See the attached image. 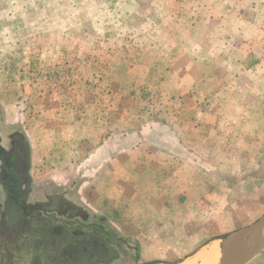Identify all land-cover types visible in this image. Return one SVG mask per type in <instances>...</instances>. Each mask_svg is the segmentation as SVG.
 Listing matches in <instances>:
<instances>
[{
    "label": "rangeland",
    "instance_id": "1",
    "mask_svg": "<svg viewBox=\"0 0 264 264\" xmlns=\"http://www.w3.org/2000/svg\"><path fill=\"white\" fill-rule=\"evenodd\" d=\"M211 5L212 0H0V139L5 146L19 134L27 148L30 204L53 198L64 218L79 214L75 228L92 224L106 231L116 253L106 264L175 263L264 214V140L234 139L257 126L223 124L225 130L210 133V123L202 139L196 132L202 112L197 99H204L207 117L213 112L203 97L210 98L211 79L205 82L210 91L201 97L191 64L202 48L201 62L212 78L211 29L201 23ZM137 130L145 135L136 136ZM169 131L186 135L182 141L149 135ZM128 136L134 137L123 140L125 148L146 138L143 143H167L177 153L121 154L120 164L140 158L149 165L169 162L166 169L176 178L181 173L204 183L187 188L188 209L174 219L161 210L152 214L162 218L144 219L139 202L157 201L143 198V192L131 198L139 206L132 211L127 204L123 211L112 206L117 215L112 218L111 211L102 210L100 182L120 171L101 169L99 148L109 141L107 146L115 147ZM88 180L97 186L89 187ZM200 194L201 215L195 209ZM0 195V264H47L45 216L35 213L37 224L29 219L10 229L1 188ZM59 212L48 229L63 226ZM150 242L160 244L157 253L146 250L140 257L141 246ZM216 243L222 242L208 246ZM249 264H264V249Z\"/></svg>",
    "mask_w": 264,
    "mask_h": 264
},
{
    "label": "crops",
    "instance_id": "2",
    "mask_svg": "<svg viewBox=\"0 0 264 264\" xmlns=\"http://www.w3.org/2000/svg\"><path fill=\"white\" fill-rule=\"evenodd\" d=\"M201 23L205 26L208 25L211 29L209 39L211 42L210 57L212 59V73L210 75L212 78H209L206 72L207 66L201 62L204 51L202 48L198 50V53L193 51L196 61L190 63L195 66L194 70L197 71L198 78L195 83L202 86L201 92H198L201 97L202 93L206 94L210 91L209 85H205V82L211 79V95L208 94L210 98L207 96L203 97L207 98L206 102L210 104L209 107L212 108L213 112L211 116L207 117V112H204V99H201V102H199L200 99H197V105L202 112L201 127L196 132L203 135L201 136L202 139L206 136V126L210 123V133L216 130H225L223 124L237 123L239 127L247 125H250V127L257 126L256 129L243 130L237 135H235L232 127L230 134L235 135L234 139L255 138L257 141L260 139V142H262L264 140V131L262 130L264 126V0H212L207 20ZM182 54L181 50L178 56H184ZM167 74H179V72L177 70H169ZM203 87L206 89L205 92ZM173 119H177V116L173 117ZM164 126H166L165 123ZM135 132L136 136L145 135V132L140 130ZM169 132L171 133L170 135L167 132H151L149 135H155V139H159L162 136L166 140H174L176 137L179 141H182V137L186 135L182 132ZM132 137L134 136L121 138V143H117L115 147L113 145L111 147L107 146L109 141L99 148V153L104 159L100 165L101 169L103 168L106 172L108 170L120 171L122 172L121 175H123L118 178L117 174L120 172L116 173L114 178L112 176L105 177L100 182V185L98 184L102 198V210L110 212L111 207L114 206L116 207L114 211H123L124 205L127 204L130 206L129 210L132 211L134 206L136 207L138 204L131 201V198L143 192L146 193L143 198H155L157 201V203L149 202L146 205H142L145 203L139 202L140 207L138 206V210L143 212V214L147 213V215H143L144 219L162 218L160 215L152 214L156 210L164 211L166 219H174L178 211L188 209L187 198L189 191L187 188L193 186L203 187L204 183L194 182L186 177L182 178L181 173L176 178V173H171L166 169L169 167V162L165 165V162L162 161L164 166L161 163L149 165L147 160L140 158V160L135 159L130 163L120 164L118 161L121 158V154L133 156L140 151L139 154L142 153L146 156H157L158 153L172 156L177 153L167 143L159 147H156L153 143H143L146 138H143L142 142L138 141L139 143H133L134 145L125 148L123 140L132 139ZM233 153L237 152L233 151ZM239 169L244 170L245 167L239 166ZM166 171L167 174H165ZM178 171L182 172V168H179ZM185 171L183 170V172ZM87 183H89L91 188L97 186L94 180H88ZM162 198L164 201H161ZM169 199V202H165ZM175 200L181 206L177 203L172 204L175 203ZM203 203V195L200 194L199 197L197 196L195 206V209L200 211V215ZM196 210L195 213H198ZM112 211L110 212L111 214H113ZM111 217L114 218L117 215L113 214ZM168 224H170L169 227L171 228V223ZM131 234L134 235V232H131ZM161 240L160 243L169 244L168 241ZM150 243L151 245L149 246H141L140 257L146 254V250H152L157 253L160 244L157 242ZM155 253L154 255L156 256Z\"/></svg>",
    "mask_w": 264,
    "mask_h": 264
},
{
    "label": "flooded vegetation",
    "instance_id": "3",
    "mask_svg": "<svg viewBox=\"0 0 264 264\" xmlns=\"http://www.w3.org/2000/svg\"><path fill=\"white\" fill-rule=\"evenodd\" d=\"M27 148L19 134H14L8 139V144L3 145L0 139V188L3 192V216L6 217L8 227L21 226L25 220L40 221L35 213L45 216L42 228L49 234L47 243L57 249L65 244L69 252L49 264H106L116 258L113 246L105 237L106 231L90 224L86 230L75 228L74 219H79V214H69L64 218L59 212L60 206L55 207L53 198L46 204L29 203L30 179L27 175ZM0 195V200H1ZM66 207L71 208L69 205ZM70 210V209H68ZM63 216V226L48 229L47 224L56 220L54 214ZM87 217L84 219V221ZM49 222V223H48ZM92 225V226H91ZM25 227H27L25 225ZM34 231H37L35 228ZM42 241V240H41ZM65 253V252H64Z\"/></svg>",
    "mask_w": 264,
    "mask_h": 264
},
{
    "label": "water",
    "instance_id": "4",
    "mask_svg": "<svg viewBox=\"0 0 264 264\" xmlns=\"http://www.w3.org/2000/svg\"><path fill=\"white\" fill-rule=\"evenodd\" d=\"M213 241H221L225 244L220 250L218 264L251 263L264 249V214L244 228L212 238L204 246H208ZM200 251L201 249L171 264L193 261Z\"/></svg>",
    "mask_w": 264,
    "mask_h": 264
},
{
    "label": "bare ground",
    "instance_id": "5",
    "mask_svg": "<svg viewBox=\"0 0 264 264\" xmlns=\"http://www.w3.org/2000/svg\"><path fill=\"white\" fill-rule=\"evenodd\" d=\"M225 246L224 243H216L202 249L193 261H187L184 264H218L220 259V250Z\"/></svg>",
    "mask_w": 264,
    "mask_h": 264
},
{
    "label": "trees",
    "instance_id": "6",
    "mask_svg": "<svg viewBox=\"0 0 264 264\" xmlns=\"http://www.w3.org/2000/svg\"><path fill=\"white\" fill-rule=\"evenodd\" d=\"M45 244L44 245V253L47 257V260L46 263L49 264V263H53V261H56V259H60L62 256L66 255L68 251V249L66 248V245L65 244H61L57 249L55 248V246L51 243H47L46 241V238H44V242ZM65 252V253H64ZM64 254V255H63ZM39 259H37V263H38V260L39 261H42V259L40 257H38ZM43 260V263L45 262Z\"/></svg>",
    "mask_w": 264,
    "mask_h": 264
}]
</instances>
